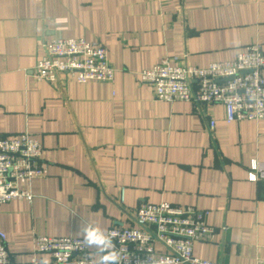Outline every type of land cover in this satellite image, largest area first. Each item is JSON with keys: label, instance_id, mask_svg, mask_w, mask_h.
<instances>
[{"label": "crops", "instance_id": "0c3cea01", "mask_svg": "<svg viewBox=\"0 0 264 264\" xmlns=\"http://www.w3.org/2000/svg\"><path fill=\"white\" fill-rule=\"evenodd\" d=\"M55 37L99 42L114 81H36ZM253 44L264 52V0H0V139L40 141L49 173L30 183L32 202L0 205L14 261L27 263L40 236L86 239L104 260L103 234L135 227L144 203H169L207 213L216 231L195 256L264 264V179L249 180L253 162L264 168V120L157 101L140 81L163 59L207 68Z\"/></svg>", "mask_w": 264, "mask_h": 264}, {"label": "built area", "instance_id": "2783aa9c", "mask_svg": "<svg viewBox=\"0 0 264 264\" xmlns=\"http://www.w3.org/2000/svg\"><path fill=\"white\" fill-rule=\"evenodd\" d=\"M115 74L103 45L76 38L55 37L43 43V55L34 67L35 80L52 86L62 77L78 84L111 83ZM140 81L153 89L157 101L189 102L203 110L221 105L227 123L264 120V52L258 44L246 47L233 61L207 68L190 66L180 58L163 59L141 72ZM215 127L211 120L209 130ZM42 153L40 141L27 134L0 139V205L32 202L30 183L49 174ZM259 179H264V168L253 162L249 180ZM206 214L169 203H144L134 212L135 227H112L102 235L108 247L103 249L107 258L101 261L94 259L86 239L40 236L30 260L17 263L0 231V264H219L194 254L195 243L215 240Z\"/></svg>", "mask_w": 264, "mask_h": 264}]
</instances>
